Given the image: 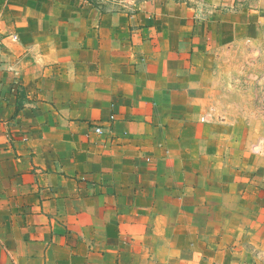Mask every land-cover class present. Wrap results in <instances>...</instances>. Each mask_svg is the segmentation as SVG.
Returning a JSON list of instances; mask_svg holds the SVG:
<instances>
[{"label": "crops", "instance_id": "1", "mask_svg": "<svg viewBox=\"0 0 264 264\" xmlns=\"http://www.w3.org/2000/svg\"><path fill=\"white\" fill-rule=\"evenodd\" d=\"M261 125L264 0H0V264H139L128 209L264 180Z\"/></svg>", "mask_w": 264, "mask_h": 264}, {"label": "rangeland", "instance_id": "2", "mask_svg": "<svg viewBox=\"0 0 264 264\" xmlns=\"http://www.w3.org/2000/svg\"><path fill=\"white\" fill-rule=\"evenodd\" d=\"M100 128L95 133H101ZM251 130V138L236 145L244 161L264 156V126ZM261 140L262 150L257 152ZM225 153L230 151L224 152L222 168L207 165L206 175L181 183L184 189L173 205L160 201L153 212L148 207L128 209V231L143 234L139 264H264L261 171L239 168L235 173ZM135 210H142L140 223H134ZM151 215L158 216L157 224Z\"/></svg>", "mask_w": 264, "mask_h": 264}, {"label": "built area", "instance_id": "3", "mask_svg": "<svg viewBox=\"0 0 264 264\" xmlns=\"http://www.w3.org/2000/svg\"><path fill=\"white\" fill-rule=\"evenodd\" d=\"M112 1L119 2V0H112ZM96 131L100 132V131H101V128H97ZM262 144H263V142H262V140H261V141H259L258 144L256 145L255 150H256L257 152H260V151L262 150Z\"/></svg>", "mask_w": 264, "mask_h": 264}]
</instances>
